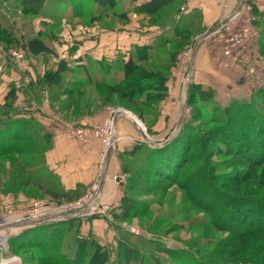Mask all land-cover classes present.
<instances>
[{
	"label": "trees",
	"instance_id": "obj_1",
	"mask_svg": "<svg viewBox=\"0 0 264 264\" xmlns=\"http://www.w3.org/2000/svg\"><path fill=\"white\" fill-rule=\"evenodd\" d=\"M93 1L100 8L108 6L100 12L103 15L115 4L113 0L109 3L107 0ZM251 1L255 23L260 25L264 39V11L256 6L259 0ZM44 2L18 0L17 8L23 15L33 16L41 13ZM178 5V0H149L134 7L138 14L148 17L149 23L163 28L172 26L176 32L174 37L166 38L162 33L153 39L152 44L137 46L134 54L117 64L94 63L97 68L94 74L99 73L95 77H91L89 68L78 66V69L82 68L79 75L85 72L87 78H64L65 87L61 94L69 97L85 84H96L95 89L100 90L99 96L103 97L102 105H118L132 111L152 134L158 119L155 113L168 94L165 85L169 76L168 64L178 49L191 39L189 23L180 27L176 24L177 15L175 22L171 18L167 24L166 17L178 10ZM11 36L7 29L0 27L1 42H12ZM33 42L38 44L41 40L29 41L30 48ZM166 45H172V50H164L166 60L163 62L158 59V54ZM260 47L264 54V40ZM60 77V70L48 71L36 84L28 86L58 85ZM14 100L11 88L0 106L1 160L11 159L14 153L28 149L25 143H29L33 134V129H19L18 120L10 123L13 118L9 116L10 110L17 111L18 107H13ZM186 106L192 110L191 117L182 119L176 134L166 143L158 147L139 143L124 151L122 169L129 175L121 203L113 213V229L120 234L115 239L114 253L113 248L109 250L91 236L77 237V227L72 230L69 227L68 233L71 234L66 242L67 229L55 227L49 235L47 233V243L42 241L17 246V249L10 244L6 257L19 254V249L30 251L33 245H38V253L34 254L38 262L33 264H162V254L170 259V264H264V85L254 89L247 98H232L226 105H221L212 88L193 83L187 90ZM196 175L195 184L196 178L193 177ZM204 179L207 186L202 183ZM173 187L182 196L181 204L186 202L191 208L179 211L178 207L170 212L169 217L156 218L152 210L154 202L142 198L155 193L165 196ZM209 191H213V195ZM192 209L207 214L206 221L190 222ZM179 215L189 220L185 224L176 223L173 220ZM138 220L149 224L147 230L150 232L166 226L165 234L199 229L198 235L193 236L201 240L216 231L227 235L213 245L209 259H201L198 254H202V247L211 244L212 240L199 243L198 239L190 237L185 246L166 248L156 237L133 236L127 228L120 227L122 222L131 225ZM53 240L56 242L51 243ZM50 243L53 250H48Z\"/></svg>",
	"mask_w": 264,
	"mask_h": 264
},
{
	"label": "rangeland",
	"instance_id": "obj_2",
	"mask_svg": "<svg viewBox=\"0 0 264 264\" xmlns=\"http://www.w3.org/2000/svg\"><path fill=\"white\" fill-rule=\"evenodd\" d=\"M255 1L256 0H252L251 2ZM109 2L110 0H107V3ZM181 3L182 2H179V7ZM245 3L250 5V7L252 8L250 0H245ZM17 4L18 0H0V27L4 28L5 30L7 29L12 35L10 38L12 39V42L10 41L11 43H8L10 45L9 47H7V43L5 44L4 42L0 41V52L5 53L1 54V56H3V62H6L8 60V63H10L11 65H17L22 60V62H27L29 55L42 54L56 56L57 58L53 60V63H49L45 66L39 65L38 63L35 65V78L32 83L34 84L48 71L55 72L60 70V84H52L48 87H43L44 89L49 88L55 92H51L47 96L44 95L43 97L44 99L47 98L52 105L54 103L57 104L58 110H64L70 106L74 107V109L72 108V110L74 111L71 112L70 117H74V119L76 120L90 114L93 115L96 111L99 110L97 109L99 106L103 107L105 105H102L103 97L99 96L100 90L98 92L94 87L96 86V84L93 85L91 83L88 85L85 84V86H81L80 88L76 89L72 96L66 97V100L64 101L65 104H62L61 91L64 90L63 87H65L62 80L67 77L73 80V77H77L79 72H81V69L77 68L79 65H74L67 59L66 54H69L68 48H71L70 51L74 52L73 49L77 48L81 40L93 39V37L99 36V33L103 31L120 32L125 37L131 36L132 33L141 36L148 34V36L150 37H154L155 34L156 37L163 33L164 37L166 38L174 37L176 33L174 32L175 30H173L172 26H168L167 24L170 23L171 18L174 20V22L176 21L175 16L177 15V11L179 10L178 7V10L172 12L171 15H168L166 17L169 22H167L166 24L167 28H163V26L161 27V25L149 23V19L145 14H138L136 11H134V7L139 5L129 7V5H126V3H124V5L122 4L120 7H117V10L110 7L108 10H106V17L102 18L100 15L103 14L100 13L99 15L98 12H95V14L91 12L96 8L94 1L91 0H45L44 5L41 8V13L33 16L23 15L20 9L17 8ZM256 6L258 10L264 11V0H259ZM175 12L176 14L173 16ZM113 13L115 15H113ZM192 13L193 12L182 15L179 18L178 22H176V24L178 23L180 27L183 28L186 27L189 23L188 31L190 32L192 38L189 41L185 42L180 47V49H178L172 62L168 64L169 76L165 85L167 88L169 87L171 89L170 92H168L169 94H167L165 99L162 101L163 104H160L159 111L155 113L158 117L157 122L161 114L165 116L163 120L168 122L167 118H170V116L165 114V106H167V104L169 103H174L172 104V106L174 107L175 105L176 108L174 111L175 113L173 114V118L171 117L172 125H170V127L168 128L164 126L163 128L153 127L152 134H149L146 130L144 122L139 119V117L135 113H133L132 111H128L123 107H117L115 109L116 112L121 111L126 115L129 114L128 116H132L136 121V125L138 127L137 131H139V134L137 133L139 140L144 139L142 142H140L141 144L147 143L155 147L163 145L168 139L176 134L178 130L177 125L180 124L182 119H189L191 117L192 110L189 106H186L187 90L190 84L199 83L204 87L212 88L215 92L217 102H219L221 105H226L232 98H247V96L254 89L258 88L261 85H264V54L261 53L260 47L264 39H262L263 37L260 32V25L255 23L257 22L256 18L252 23V26L257 30V34L250 41H248L242 49H240L239 51H234V53H237L238 55V61L233 63L230 59H227L226 61L224 60L225 56L223 55V44L219 42L218 39H215L217 37V34H213L210 37L206 36L216 29L213 26L214 24L203 25L202 21L204 19L201 14H194L192 16V19L190 17ZM251 16L255 17L253 14ZM246 17L247 13L244 12L234 21L235 23L231 25L232 28H237L239 24H242L244 22ZM262 23L264 24V19L262 20ZM151 27L154 28V31L152 29L150 30ZM32 39H44L47 45L45 43L40 44L38 42L37 44L33 42V46L32 48H30V45L28 43ZM50 42L51 44L55 43L56 45H59V48L63 49V51H57L51 48L52 45L50 44ZM64 46H66L67 48H64ZM190 47L194 48V58L192 61H190L191 64L190 62H185V60L183 59V54L185 52H188L190 50ZM164 50H172V45H166L158 54V59L163 62L166 60ZM94 52H96V55L99 54V51L97 50ZM20 55L22 59H20ZM6 57L8 58L7 60ZM6 65V63L0 65V68L3 66L0 69V83H2L4 80L6 81L5 78H1V76L6 71ZM190 67L192 69V77L190 83L186 87L185 92L186 82L184 83V75L188 73ZM250 69H253V72H250ZM55 78H57V76ZM85 88L89 89L90 91H86ZM176 91L178 92V95H176ZM24 98L27 99V97ZM73 101H75V104L73 103ZM91 106H95L96 110L91 112ZM54 107L55 105H53V109ZM64 116L67 117V115ZM29 130L31 131L32 128ZM23 143L24 142H22V144ZM25 144L28 149L22 150L20 153H14L12 156H10L11 159H0V213L5 211H11L12 213L22 212L26 208H28L33 201L39 199H53L57 202L74 201L78 199L79 196L71 200L60 199L66 198L60 193H51V195H48V197H42L43 195L38 192V189L49 188L52 183L50 182V180H47L45 181V183H43L45 186H41L40 176L38 179L35 178V173L36 175L38 173L40 175L39 171L43 168L41 160L35 159V152H42L35 151L38 145L35 143L34 139L33 141L29 140V143L26 142ZM132 144H139V141ZM46 147L47 144H42L43 149ZM127 178L125 181H127ZM193 178H196V180L193 181V183L196 184L198 178L197 175ZM35 183L37 184L34 185ZM202 183L204 186L208 185L205 179L202 181ZM208 193L213 195V191H209ZM142 199H150L152 202H154L152 210L154 211V215L156 218L169 217L170 212L174 209H177L178 207L179 209L177 210L179 211H185L186 209L191 208L186 202L181 204L182 196L174 187L170 191H168L165 196H162L159 193H155L150 194ZM88 211L89 209H87V212ZM94 216L100 217L98 215ZM189 217H192L190 222L198 223L205 222L208 215L202 211H198L197 209H192L190 211ZM188 220L189 219H185L184 215H179L175 217L173 221H175L176 223L185 224V221ZM113 221V216L110 218V220L106 221L107 227L105 228V230H101L99 226L95 227V230L99 231L94 232H103L100 235L94 233V236L90 234L85 236L83 234L85 231H83L82 229V227L85 229V225H83L81 229L77 228V232L75 233V235L81 238H90L89 236H91L97 243H101L100 245L105 246L109 250L113 248L112 252L114 253L115 239H117V237L119 238L120 234L119 232H117V234L115 233V238H113L110 234L112 233V231H116L115 229H113ZM142 221L143 220H138L137 222L133 221L131 222L133 223L131 225L122 222L120 227L124 229L128 227L138 229V234H132L133 236L142 235L146 238L156 237L163 241L166 248H177L185 246L190 237L195 238L194 240L198 239L193 235H198L197 232L201 231L199 229L192 231L180 230L174 233L165 234L164 229H166V226H162L159 230L150 232L147 230L149 228V224H146L144 221ZM48 225L50 227L55 226V224ZM70 227V230H72L74 227H79V225L77 224V222H74L70 225ZM184 227L187 228L186 226ZM61 229L65 228L62 227ZM67 230L66 238H68ZM202 231L207 233L210 230ZM11 235L12 234L10 230L8 234L9 250L10 244L13 243V241L12 243L10 242ZM226 235L227 234L216 231L208 234L206 240L198 239L199 243L212 240L211 244L202 247V250L200 251L202 254H198V256H200L201 259H209L210 252L213 249V245L218 242L219 239L226 237ZM47 241L48 240L45 239L46 243ZM53 242H56V240H53L51 243ZM51 243L49 245L51 248H48V250H53ZM65 245L66 244H64V247ZM13 246L15 249H17L14 244ZM192 249L194 251L195 248ZM18 253L23 259H20L23 264H33L38 262V257L34 256V254L37 255L38 253L35 248L30 251L19 249ZM111 256L113 257V255ZM160 257V261L162 264H170V259H167L165 254L160 255ZM26 259L29 261V263H27Z\"/></svg>",
	"mask_w": 264,
	"mask_h": 264
},
{
	"label": "crops",
	"instance_id": "obj_3",
	"mask_svg": "<svg viewBox=\"0 0 264 264\" xmlns=\"http://www.w3.org/2000/svg\"><path fill=\"white\" fill-rule=\"evenodd\" d=\"M113 1H115V4L112 8L117 10L116 8L120 7L122 4L124 5V3L129 5V7H132L135 5H142L149 0ZM178 1L182 2L181 0ZM244 2L245 0H195L188 13L193 12L191 17L194 14H201L204 19L202 24L212 25L217 23L223 17L228 18L231 16L233 12L240 9L241 4ZM95 6L96 8L91 11L93 14L98 12L100 15L102 9L106 8H100L96 4ZM106 13L100 16L105 18ZM151 29L154 31L153 27H151L150 30ZM99 34V36L93 37V39L81 40L77 48L73 49L74 52H71V48H68L69 54H66L67 59L72 62V64L89 68L91 77H95L96 74H99H94V69H97L96 66L93 65L94 63L104 61L105 63L117 64L121 59L126 60L130 57L131 53L134 54L137 46L142 47L152 44L156 35L150 37L148 34L141 36L132 33L131 36L125 37L120 32L115 31H103ZM41 40L42 44H46L44 39ZM51 45V48L57 51H63V49L59 48V45H56L55 43ZM64 48L67 47L64 46ZM96 50L99 51V54L97 55L95 54L96 52H94ZM1 54L5 53L0 52V65L5 63L7 65L5 73L1 76V78H5L6 81L4 80L0 83V105L4 103L5 96L12 88L15 96L13 107L15 108V105L18 107L17 111L10 110L9 116L11 115V117H13L11 118L12 120L10 123L18 120L19 129H23L24 131H29L31 128L33 129V134L29 140L33 141L34 139L35 143L38 145L35 151L42 152H35V159L41 160L43 165L42 170L39 171L40 175L39 173L37 175L35 173V178L38 179L40 176L41 186H45L43 183L47 180H50L52 183L49 188H40L38 189V192L43 195L42 197H48L51 193H60L66 197L60 199L71 200L77 196L81 197L91 184L98 182L99 193L97 200L100 205H106L109 207L111 217L114 216L113 213L115 209L118 208L121 203L123 189L126 184L125 180L128 177V174L122 169L124 151L130 149L133 146L132 143L139 141L137 135V133L139 134V131H137L138 127L136 121L133 117H130L121 111L116 112L115 109L117 107L120 108V106L112 104L103 107L99 106L97 108L99 110L93 115L90 114L77 120L74 119V117H70L71 112L74 111L72 110V108L74 109L72 106L67 107L64 110H58L57 104L54 103L53 105H55V107L53 109L51 102L48 101L47 98L44 99L43 96H47L55 91H52L49 88L44 89L37 86L29 87L27 85L34 81V71L37 63L45 66L49 63H53V60L57 57L42 54L29 55L27 62L25 60V62H22V60L17 65H11L8 63L7 57V61L3 62V56H1ZM80 78H87V74L85 72H83L82 75L78 74L77 77H73V80H79ZM34 84H36V82ZM167 89L168 92H170L171 88L168 87ZM86 91L90 90L86 89ZM61 95V102L64 105V101L68 96L66 94ZM176 95H178L177 91ZM24 97H27V99ZM172 104L174 103H169L165 106L164 112L166 115L170 116V118H167L168 122L163 120L165 116L161 114L154 128H163V126L168 128L172 125L171 117L173 118L176 108L175 105L173 107ZM94 110H96L95 106H91L90 111L92 112ZM64 115H67V117ZM109 118L114 119L115 129L120 139L108 153L103 168L100 171L98 154L100 149L99 141L96 139H90L87 145H82L71 137L66 129L72 125L100 124ZM140 142L142 141H139V143ZM42 144H47V147L43 149ZM114 177H118V179L115 180ZM36 184L37 183L34 185ZM106 221L108 220L101 216H74L67 220H57L55 222L48 218L28 220L11 229L12 235L10 237V242L12 243L13 241L11 245L14 244L16 247L42 242L45 241V238H47L50 232H52L53 228L65 227L66 229H69L70 225L74 222H77L79 225L77 228L79 229L85 225L86 230L82 227L83 231H85L83 233L85 236L88 234L94 236V233L100 235L103 232L96 233L99 230H95V227L99 226L101 230H105L107 227ZM48 224H55V226L50 227ZM110 234L115 238L114 231ZM69 236L70 233H68V237ZM67 240L68 238H66V242ZM34 246L35 245L31 247V250L34 248L38 250V245L36 247ZM70 250L71 249H68L67 251ZM15 257L19 259L20 264H23L21 262L23 259L19 254H16ZM27 263H29L28 260Z\"/></svg>",
	"mask_w": 264,
	"mask_h": 264
},
{
	"label": "built area",
	"instance_id": "obj_4",
	"mask_svg": "<svg viewBox=\"0 0 264 264\" xmlns=\"http://www.w3.org/2000/svg\"><path fill=\"white\" fill-rule=\"evenodd\" d=\"M195 0H182L179 7L177 19L182 15L188 13ZM247 13L242 24H239L237 28H232L234 21L240 17L243 13ZM252 15V8L245 2L241 4L240 9L232 13L228 18H222L213 26L216 28L213 32H210L208 37L213 34H217L215 39L223 44L224 60L230 59L232 62L238 61L236 50H240L244 45L250 41L256 34L257 30L252 26L255 21V17ZM239 22V21H238ZM237 22V23H238ZM194 48L190 47L188 52L183 54L185 62H190L193 59ZM22 59L21 55L19 56ZM191 64V62H190ZM186 70V68H185ZM253 72V69H250ZM185 92L186 87L191 81L192 69L188 70V73L184 75ZM67 133L75 140L82 144H87L90 139H96L99 141V167L103 168V164L107 158L108 153L114 147L116 142L120 139L117 135L114 119L109 118L100 124L90 125H72L66 129ZM140 139L139 141H143ZM118 179V177H114ZM98 182L93 183L78 199L74 201L57 202L53 199H39L33 201L31 205L24 211L19 213H12L11 211H5L0 213V264H20V261L15 256L6 257L8 253V234L10 230L25 221L39 220L48 218L55 222L57 220H67L74 216H103L110 220V208L106 205H100L97 196L99 190ZM59 201V200H58ZM67 202V203H65ZM87 209L89 211L87 212ZM87 212V213H86ZM132 234H138V229L128 227Z\"/></svg>",
	"mask_w": 264,
	"mask_h": 264
},
{
	"label": "bare ground",
	"instance_id": "obj_5",
	"mask_svg": "<svg viewBox=\"0 0 264 264\" xmlns=\"http://www.w3.org/2000/svg\"><path fill=\"white\" fill-rule=\"evenodd\" d=\"M129 115V114H128ZM132 117V116H131ZM142 131V130H141Z\"/></svg>",
	"mask_w": 264,
	"mask_h": 264
},
{
	"label": "water",
	"instance_id": "obj_6",
	"mask_svg": "<svg viewBox=\"0 0 264 264\" xmlns=\"http://www.w3.org/2000/svg\"><path fill=\"white\" fill-rule=\"evenodd\" d=\"M168 140H169V139H168ZM168 140H167V141H168Z\"/></svg>",
	"mask_w": 264,
	"mask_h": 264
}]
</instances>
